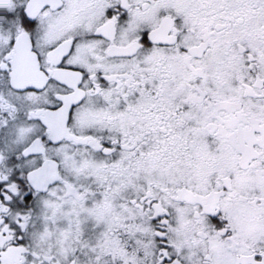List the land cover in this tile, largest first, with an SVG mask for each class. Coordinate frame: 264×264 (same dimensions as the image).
<instances>
[{"label":"flooded vegetation","instance_id":"flooded-vegetation-1","mask_svg":"<svg viewBox=\"0 0 264 264\" xmlns=\"http://www.w3.org/2000/svg\"><path fill=\"white\" fill-rule=\"evenodd\" d=\"M0 264H264V0H0Z\"/></svg>","mask_w":264,"mask_h":264}]
</instances>
